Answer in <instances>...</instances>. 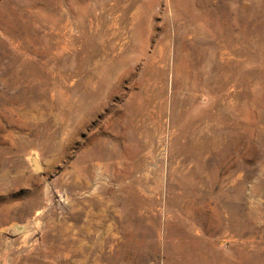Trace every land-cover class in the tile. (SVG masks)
Segmentation results:
<instances>
[{
    "label": "rangeland",
    "instance_id": "374dc122",
    "mask_svg": "<svg viewBox=\"0 0 264 264\" xmlns=\"http://www.w3.org/2000/svg\"><path fill=\"white\" fill-rule=\"evenodd\" d=\"M0 264H264V0H0Z\"/></svg>",
    "mask_w": 264,
    "mask_h": 264
},
{
    "label": "water",
    "instance_id": "95a60500",
    "mask_svg": "<svg viewBox=\"0 0 264 264\" xmlns=\"http://www.w3.org/2000/svg\"><path fill=\"white\" fill-rule=\"evenodd\" d=\"M35 165H36L37 169L39 170L40 169L39 166L37 164H35Z\"/></svg>",
    "mask_w": 264,
    "mask_h": 264
}]
</instances>
